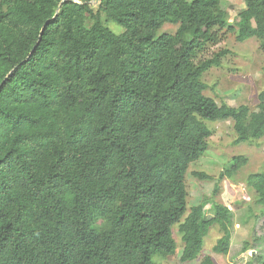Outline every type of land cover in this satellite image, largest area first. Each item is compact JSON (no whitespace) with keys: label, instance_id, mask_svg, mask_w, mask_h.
<instances>
[{"label":"trees","instance_id":"trees-1","mask_svg":"<svg viewBox=\"0 0 264 264\" xmlns=\"http://www.w3.org/2000/svg\"><path fill=\"white\" fill-rule=\"evenodd\" d=\"M244 3L228 29L264 51V0ZM225 13L222 0H0V264H157L176 253L174 227L182 263L212 226V252L228 253L227 206L206 219L185 183L209 122L231 120L234 144L264 136V90L256 110L204 94L226 50L198 55L223 39ZM231 160L219 179L247 162ZM245 181L260 208L242 264H264V172Z\"/></svg>","mask_w":264,"mask_h":264},{"label":"rangeland","instance_id":"rangeland-1","mask_svg":"<svg viewBox=\"0 0 264 264\" xmlns=\"http://www.w3.org/2000/svg\"><path fill=\"white\" fill-rule=\"evenodd\" d=\"M95 0H91V5ZM226 9L225 27L220 31L223 39L216 45L206 46L200 58L210 57L220 50H226L217 67H211L203 75L207 88L206 96L217 103L225 102L230 106L247 105L256 110L259 94L264 90V51L259 49L256 39L237 42L235 34L228 28H236L239 22V12L244 9V0H222ZM102 21L114 33L123 32L124 28L110 21ZM179 23L176 20L165 22L157 31L159 33H174ZM212 134L208 139V149L197 161L188 167L185 183L187 190V208L198 203L202 204L204 217L210 219L215 215V206H227L228 213V253L216 254L212 246L220 236L217 226H212L204 238L202 250L198 257L182 263L179 260L181 252L180 235L173 228V237L177 244L176 253L171 256H153L157 264H199L202 255L208 254L217 264H242L251 251L242 253L243 243L249 240L253 224L252 211L259 210L255 204V192L246 184L245 178L254 172H264V136L255 143L234 144V132L231 120H220L208 123ZM246 157V164L232 178L219 179L224 168L232 164L233 156ZM205 172L213 178L202 180L196 178L193 172Z\"/></svg>","mask_w":264,"mask_h":264},{"label":"water","instance_id":"water-1","mask_svg":"<svg viewBox=\"0 0 264 264\" xmlns=\"http://www.w3.org/2000/svg\"><path fill=\"white\" fill-rule=\"evenodd\" d=\"M46 23H48V22H46ZM45 25H46V24H45ZM45 25H43V27H42V29H41V32H40V34H39V38H38L37 43L39 42V40H40V38H41V34H42L43 30H44ZM37 43H36V44L33 46V48L31 49V51H30V53H29V56L32 54V52H33L34 49L36 48ZM29 56H28V57H29ZM9 74H10V73H9ZM9 74H8V75H9Z\"/></svg>","mask_w":264,"mask_h":264}]
</instances>
